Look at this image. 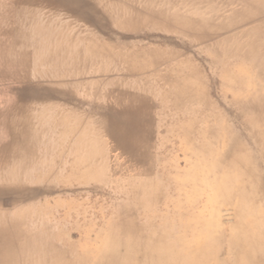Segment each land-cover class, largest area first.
<instances>
[{
	"label": "bare ground",
	"instance_id": "6f19581e",
	"mask_svg": "<svg viewBox=\"0 0 264 264\" xmlns=\"http://www.w3.org/2000/svg\"><path fill=\"white\" fill-rule=\"evenodd\" d=\"M83 25L94 30L84 31ZM140 26L177 30L225 60L264 65L263 0H0V84L9 90L0 108V264H264V191L254 174L242 171L237 177L243 204L229 240L232 262L221 258L219 239L190 246L175 236L189 226L158 225L165 219L158 215L144 222L123 217L109 229L115 241L106 238L95 259L81 256L64 239L65 219L59 218L64 211L65 218L77 219L81 205L62 196L53 205L36 200L61 193L58 186L43 191L23 186L99 180L105 171L99 163L111 158L109 150L120 149L125 140L136 148L140 124L128 112L141 100L125 87L129 78H142L124 57L136 46L121 43L117 54V44L104 43L99 33ZM213 39L215 45L207 43ZM187 81L176 77L169 83L176 86L177 103L189 100L180 95L194 88ZM70 89L107 105L89 104L87 114L67 109L61 101L70 100ZM141 184L138 205L150 211L159 189ZM199 225L202 232L209 228L205 220Z\"/></svg>",
	"mask_w": 264,
	"mask_h": 264
},
{
	"label": "rangeland",
	"instance_id": "374dc122",
	"mask_svg": "<svg viewBox=\"0 0 264 264\" xmlns=\"http://www.w3.org/2000/svg\"><path fill=\"white\" fill-rule=\"evenodd\" d=\"M83 26L84 31L94 30ZM99 35L105 38L104 43L118 45L117 54L122 51L121 43L136 46L124 57L142 78H129L125 87L129 96L141 100V105L128 112L130 119L134 116L139 120L135 131L142 140L136 137L134 141L138 149H132L131 141L125 140L120 149L109 150L107 164L99 163V168L105 169L99 180L68 184L25 182L23 186L35 191L58 186L61 193H45L36 200L53 205L62 196L66 203L73 200L81 205L77 219L65 218L64 211L59 214L60 219H65L64 239L73 242L81 256L95 259L106 238L115 241L117 237L111 236L109 229L123 217L144 222L147 216L158 215L165 218L158 225L172 221L178 227L189 226L188 232L181 229L175 236L190 246L219 239L221 258L232 262L229 240L234 235L237 207L243 204L239 198V174H254L264 191V65L259 67L243 59L225 60L215 48H207L177 30L114 27ZM216 42L213 39L207 43ZM176 77L181 82L194 83L193 91L180 92L182 97H189L184 103H177L176 86H169ZM1 85L3 108L9 90ZM67 91L70 100L61 101L67 109L87 114L89 104L107 105L81 91ZM109 107L115 109L112 102ZM107 142L110 145V140ZM79 152L83 154L84 150ZM144 181L159 189L150 211H144L137 201V187ZM201 220L209 223L203 232L199 228Z\"/></svg>",
	"mask_w": 264,
	"mask_h": 264
}]
</instances>
